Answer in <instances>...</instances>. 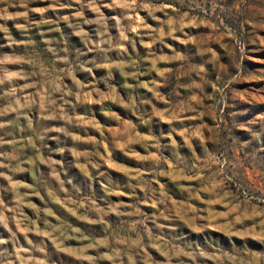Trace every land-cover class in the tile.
Returning <instances> with one entry per match:
<instances>
[{"label":"rangeland","instance_id":"1","mask_svg":"<svg viewBox=\"0 0 264 264\" xmlns=\"http://www.w3.org/2000/svg\"><path fill=\"white\" fill-rule=\"evenodd\" d=\"M0 264H264V0H0Z\"/></svg>","mask_w":264,"mask_h":264}]
</instances>
